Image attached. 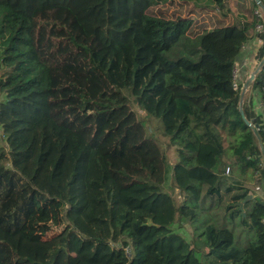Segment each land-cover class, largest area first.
Here are the masks:
<instances>
[{"label":"trees","instance_id":"trees-1","mask_svg":"<svg viewBox=\"0 0 264 264\" xmlns=\"http://www.w3.org/2000/svg\"><path fill=\"white\" fill-rule=\"evenodd\" d=\"M161 1L0 0V264H264V117L232 89L257 4L196 32L229 0Z\"/></svg>","mask_w":264,"mask_h":264},{"label":"rangeland","instance_id":"rangeland-1","mask_svg":"<svg viewBox=\"0 0 264 264\" xmlns=\"http://www.w3.org/2000/svg\"><path fill=\"white\" fill-rule=\"evenodd\" d=\"M182 0H173L172 4L168 3V0H163L160 2L159 9H162L167 12L168 15H171L173 13H180L184 14L185 10L188 7V4L195 3L196 5H199L201 7L206 6L208 4V0H186L190 3H188L186 6L181 5ZM239 4H243L244 6L249 7V0H229L226 7L223 11H211V10H202L199 22L195 28L196 32H199L205 27L206 29H212L216 26L217 23H215L216 18L222 19V14H226V17L224 18L225 23H231L235 19L242 18V14L240 12ZM189 8V7H188ZM148 127L151 126V129L155 128L154 123L152 122ZM157 137L162 141V145L165 147L164 139H162L159 135ZM258 144L260 145V142L258 141ZM0 145H3V141L0 137ZM227 155H229V151L227 150ZM165 155L167 158V161L172 164L175 161V156L172 152V150L165 149ZM245 180L248 182L256 181L252 174H248L245 177ZM64 226V221L62 218V213H59L58 220L56 223H53L52 221H40L36 225V235L39 236L41 239H50L51 237L58 234L61 229ZM107 225L103 227V233H107ZM175 230L181 234L184 238L190 239L191 237V226L190 222L186 219H180L176 217V223L174 225ZM238 231V230H237ZM54 264H73V259L68 256L67 254L60 255Z\"/></svg>","mask_w":264,"mask_h":264},{"label":"crops","instance_id":"crops-1","mask_svg":"<svg viewBox=\"0 0 264 264\" xmlns=\"http://www.w3.org/2000/svg\"><path fill=\"white\" fill-rule=\"evenodd\" d=\"M256 44L254 39L248 41L241 50L239 59L235 62L236 65L242 66L245 62L249 61L255 53ZM254 73L251 71V68L244 67L240 69L239 72V84L242 87H247L245 93L241 96V103L248 107V104L251 103L254 111L261 109L259 99L254 92L249 91V86L253 80ZM249 89V90H248ZM260 150L264 153V141L259 145ZM256 181H248L246 184L252 189L254 196L264 202V185L258 181V176L256 173L254 175Z\"/></svg>","mask_w":264,"mask_h":264},{"label":"built area","instance_id":"built-area-1","mask_svg":"<svg viewBox=\"0 0 264 264\" xmlns=\"http://www.w3.org/2000/svg\"><path fill=\"white\" fill-rule=\"evenodd\" d=\"M257 7L253 10V14L255 15V18L257 19V22L255 23L253 27L254 31V41L256 44L255 53L253 57L245 62L242 66H238L234 64L232 69V89L234 91H240L241 94L245 93L247 90V87H242L239 84V72L241 68H251V71L254 73V75L260 70L261 64L264 61V54L263 56H259V51L264 45V0H258ZM262 112L264 117V104L262 105ZM251 126V125H250ZM228 172V171H227ZM226 172V173H227ZM256 176L259 177V173L256 172ZM261 223L264 225V219L261 221Z\"/></svg>","mask_w":264,"mask_h":264},{"label":"water","instance_id":"water-1","mask_svg":"<svg viewBox=\"0 0 264 264\" xmlns=\"http://www.w3.org/2000/svg\"><path fill=\"white\" fill-rule=\"evenodd\" d=\"M255 2H256V4H259V3H258V0H255ZM241 105H242V103H241V101H240V104H239V110H240V112H241ZM242 117H243V116H242ZM245 123L248 124V125H251L250 123H248V122H246V121H245ZM249 199H251V196H250V195H248V196L246 197L245 200H249ZM241 207H242V204L239 205V208H241Z\"/></svg>","mask_w":264,"mask_h":264}]
</instances>
